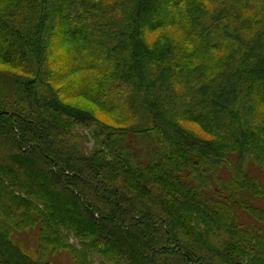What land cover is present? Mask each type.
I'll return each instance as SVG.
<instances>
[{
	"label": "trees",
	"instance_id": "1",
	"mask_svg": "<svg viewBox=\"0 0 264 264\" xmlns=\"http://www.w3.org/2000/svg\"><path fill=\"white\" fill-rule=\"evenodd\" d=\"M0 66V264H264V0H0Z\"/></svg>",
	"mask_w": 264,
	"mask_h": 264
},
{
	"label": "rangeland",
	"instance_id": "2",
	"mask_svg": "<svg viewBox=\"0 0 264 264\" xmlns=\"http://www.w3.org/2000/svg\"><path fill=\"white\" fill-rule=\"evenodd\" d=\"M1 67V66H0ZM2 68V67H1ZM64 102L74 105L78 108H83V109H88L93 111L95 115H97L100 119L105 120L107 123L112 124V121L108 119L106 116H103L99 114L94 106L86 101L85 99L81 97H73V98H66L64 99ZM80 134L86 133L85 130L79 129ZM82 147L84 148L85 151H88L92 147V141L88 140H83L82 142ZM15 241L25 250H28L29 252H32L35 249L36 242H35V237L34 233L29 231V232H24V233H19L15 237ZM50 260L52 264H69V257L65 253H58L54 256L50 257Z\"/></svg>",
	"mask_w": 264,
	"mask_h": 264
}]
</instances>
